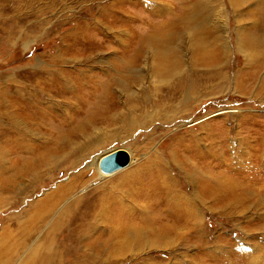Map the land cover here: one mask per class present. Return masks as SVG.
I'll use <instances>...</instances> for the list:
<instances>
[{"label":"rangeland","instance_id":"rangeland-1","mask_svg":"<svg viewBox=\"0 0 264 264\" xmlns=\"http://www.w3.org/2000/svg\"><path fill=\"white\" fill-rule=\"evenodd\" d=\"M167 32L172 61H153L140 42ZM240 142H264V0H0V264H38L45 246L41 264H196L218 246L264 248L255 213L199 203L186 176L229 173L217 159ZM119 149L129 164L99 174ZM136 170L130 189L122 177ZM259 171L242 181L264 194Z\"/></svg>","mask_w":264,"mask_h":264},{"label":"bare ground","instance_id":"bare-ground-1","mask_svg":"<svg viewBox=\"0 0 264 264\" xmlns=\"http://www.w3.org/2000/svg\"><path fill=\"white\" fill-rule=\"evenodd\" d=\"M166 36H167L166 39H160L159 37L153 34L150 37L146 38L145 40H142L140 42V45H143L145 43L152 44L150 46H152L154 50H157L156 52L157 55L155 53H151L152 60L155 61V60H158L159 58V59H163L164 64H168V63L170 64L172 61L171 59L173 57L172 51L174 49L172 48V45H171L172 43L168 38H170V36H175V34L167 32ZM172 40L175 42V39H172ZM259 41H263V38L258 37L256 40L249 39L248 43L250 47H254L255 45L260 43ZM148 47L149 46L143 47L140 53L139 51L141 47H139L138 56L145 54ZM153 49H150V50H153ZM63 86L67 87L66 90H64L66 93L70 92L72 94V92L68 89V83H65ZM250 142L251 141H246V143H249V144ZM243 144L244 142L243 143L240 142L236 144L237 147H240V150H237L236 146L231 144L227 146V149H224L223 152H221L220 157L226 156L227 158L228 156L229 158L228 164H226V162L224 163V161H221V162L218 161L220 158L217 159V162L219 163H218V166H216V169L220 168L223 164H225L226 167L229 169V173L227 174L222 173V174L216 175V173H208L206 168H209V167H202V169L196 168V172L191 173L187 171L188 168L185 166L184 171L185 172L187 171L186 176L193 183L192 184L194 185L193 187H196V189L200 190L199 195H198L199 200L197 199L199 203H202V199L205 200L206 203L210 202L211 204H213V206H215V210L219 211L222 214L224 213L226 216H231V217L237 214L243 215L244 213L252 211L253 213L256 214V217L255 219L253 218V220L254 221L256 220L257 222L256 224L260 225V223L264 224V194L262 193V190H259L258 188H251L254 186V184L252 185L250 183L246 184L242 180H245L246 178L244 176L246 171H253L256 168L257 170L258 169L260 170L259 172L261 173V178L263 177L264 175V142H262L261 144L254 145V148H251L250 146L251 149L247 148V145H243ZM211 152H212L211 150L206 151L205 156L207 155L210 156ZM230 153L232 154V156H230ZM202 158H204V156ZM207 158L208 157H205L204 159L207 160ZM225 161H228V160H225ZM211 168L213 171L214 168L213 167ZM97 171L99 172V174L101 173L99 170V163H98ZM137 171L138 170H136V172H133V173L129 172L130 174L127 173L128 175H125L124 177H122V179H124V182H128L127 180L130 179L128 182V186L131 187L130 189H132L134 185L136 186V184L140 182V178L135 180V177H134L135 175L137 176ZM113 173H110V174H113ZM110 174H103V175H110ZM130 175H134V176L131 177ZM106 198L103 197L100 201H98V203L105 205V202L103 201L105 200L110 201L112 199V197H109V196H107ZM120 202L121 200L119 201V203ZM183 204H184V211H185L186 216L188 218H191L193 214L195 213L194 212L195 203L189 202V200H184ZM171 205H173L174 211H175L176 207H175L174 200H172ZM120 206L122 205L120 204ZM236 209L238 210L237 214H235ZM178 214L181 215L180 213ZM198 217L199 215H197V220H198ZM245 218L248 223L253 221L251 217H245ZM263 229L264 228H262V230ZM25 232H26L25 236L28 237L30 233L28 231H25ZM90 233L91 232H88L87 235ZM96 244L97 243L95 241L87 244L84 247L85 254L87 255L88 250L95 249ZM230 245L233 246L231 247V249L227 247H223L220 249V247L218 246V247H215L214 251H211V252H214L215 254L220 253L222 255L221 257L215 258L213 253L200 255L198 256L200 260L198 263L196 262V264H264V250H263L264 248L263 247H260L258 245L252 246L253 248H249V249L247 248L248 251H245L246 247H242V246L238 247L235 244H230ZM204 249L202 248V250ZM35 251L37 250L34 249L31 253H35ZM48 253H49V248L45 246L44 251H43V261L39 262L38 264H41L42 262H46L45 260H47L48 258L47 257ZM92 259L97 260V258L95 259L92 258ZM251 259L254 261H252ZM1 264H5V263H1Z\"/></svg>","mask_w":264,"mask_h":264},{"label":"water","instance_id":"water-1","mask_svg":"<svg viewBox=\"0 0 264 264\" xmlns=\"http://www.w3.org/2000/svg\"><path fill=\"white\" fill-rule=\"evenodd\" d=\"M130 157L125 150L119 149L103 156L99 161V170L103 174H110L126 167Z\"/></svg>","mask_w":264,"mask_h":264}]
</instances>
